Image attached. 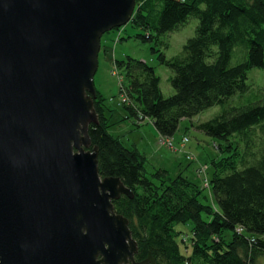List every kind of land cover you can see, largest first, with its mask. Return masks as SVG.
Listing matches in <instances>:
<instances>
[{"label":"trees","instance_id":"obj_1","mask_svg":"<svg viewBox=\"0 0 264 264\" xmlns=\"http://www.w3.org/2000/svg\"><path fill=\"white\" fill-rule=\"evenodd\" d=\"M192 19L194 35L179 54L167 58L151 49L171 73V95L162 93L160 77L146 62L126 57L115 66L129 118L149 121L159 138L170 140L186 120L218 141V156L206 163L217 211L206 203L205 188L181 174L172 178L163 168L148 173L144 154L109 134L97 91L91 148L97 149L99 175L120 179L133 194L112 203L129 222L135 261L151 255L155 264L264 262V89L248 84L250 71L264 72V0H135L126 26L142 31L133 36L143 43L167 48L164 36ZM125 27L113 31L120 30L119 40ZM214 106L220 108L215 116L194 121ZM176 224L191 225L188 241L177 238Z\"/></svg>","mask_w":264,"mask_h":264},{"label":"water","instance_id":"obj_2","mask_svg":"<svg viewBox=\"0 0 264 264\" xmlns=\"http://www.w3.org/2000/svg\"><path fill=\"white\" fill-rule=\"evenodd\" d=\"M134 11L135 0H0L4 260L21 250L55 264H155L135 261L129 222L112 203L133 194L99 175L88 135L101 38Z\"/></svg>","mask_w":264,"mask_h":264},{"label":"rangeland","instance_id":"obj_3","mask_svg":"<svg viewBox=\"0 0 264 264\" xmlns=\"http://www.w3.org/2000/svg\"><path fill=\"white\" fill-rule=\"evenodd\" d=\"M197 21L192 19L177 32H173L164 36L163 41L168 45L165 48L163 45L157 46L153 43L142 42L140 38L133 36L142 33L131 26L125 27V32L122 34V40H119V31L106 33L101 38V48L98 55V68L93 78L95 90L104 98V119L109 125L108 132L111 136L119 138L122 145L126 148H136L141 154L145 153L146 147L156 150L155 156L151 155V151L146 155V170L152 172L153 167L166 168L170 177L174 178L177 175H171L173 172L174 159H177V165L180 166L179 174L186 177L190 182L197 184L199 187L205 188L206 203L216 210V205L211 196L210 188L205 181L208 179L207 162L218 156V151L215 145L218 143L203 133L192 129L189 122L182 120L179 128L173 136V146L176 150L168 148L164 143L159 142L160 138L152 130L151 124L145 122L144 119L134 120L129 118L124 106L123 77L117 67L115 61L124 60L126 57H131L135 60L146 62L151 67L155 68L156 74L160 77V88L165 96L173 93L169 83L170 71L165 67L158 65L156 53L153 54L151 49L156 48L165 54L167 58L176 56L182 51L186 41L194 35ZM118 33V34H117ZM127 35V36H126ZM237 61V59H234ZM248 84L251 87L264 89V72L260 70H252L248 73ZM220 108L214 106L195 117L194 121H206L211 119L219 112ZM124 115H126L124 117ZM139 131V132H138ZM186 137L187 143L181 147L182 139ZM149 145H144L147 143ZM157 143L160 145V150L157 149ZM179 143V144H178ZM154 149V150H153ZM186 155L193 156V161L186 159ZM145 156V155H144ZM192 161V162H190ZM162 163V164H161ZM201 165V167L199 165ZM204 165V166H203ZM174 230L177 231V238H185L188 241L191 225L176 224ZM236 233H240L238 230ZM182 248L184 246L182 245ZM256 264H264L263 260Z\"/></svg>","mask_w":264,"mask_h":264},{"label":"flooded vegetation","instance_id":"obj_4","mask_svg":"<svg viewBox=\"0 0 264 264\" xmlns=\"http://www.w3.org/2000/svg\"><path fill=\"white\" fill-rule=\"evenodd\" d=\"M44 252V251H43ZM37 251L35 252H27L24 253V251L17 250V251H10L9 256L5 258L0 257V264H3L2 262L6 264H55V255L50 254H44V253H38L39 259L36 261ZM57 254V253H55ZM42 257V259H40ZM54 257V259H52ZM57 257V256H56Z\"/></svg>","mask_w":264,"mask_h":264},{"label":"crops","instance_id":"obj_5","mask_svg":"<svg viewBox=\"0 0 264 264\" xmlns=\"http://www.w3.org/2000/svg\"><path fill=\"white\" fill-rule=\"evenodd\" d=\"M127 115V114H126ZM126 115H124V117L126 116ZM133 122H134V118H133ZM152 126V125H151ZM152 130H153V132H155V134L157 135V137H156V142H157V138H158V134H157V132L154 130V127H152ZM139 132V131H138ZM144 145H149L148 144V142L147 143H144ZM160 145L157 143V145H156V147H157V149H161L160 147H159ZM145 150H146V152L145 153H143L144 155H145V158H147L146 157V155H147V153L148 152H150L151 151V155H153V156H155L156 155V153H154V152H157L156 150H154V152L152 151V148H149V147H146L145 148ZM146 164H147V161H146ZM162 164V163H161ZM171 165L173 166V170H171L173 173L171 174V175H177V174H179V171H180V166L179 165H177V159H174L173 160V163H171ZM163 168V167H162ZM163 169H166V168H163ZM153 170H155V167H153ZM180 173H181V171H180Z\"/></svg>","mask_w":264,"mask_h":264},{"label":"built area","instance_id":"obj_6","mask_svg":"<svg viewBox=\"0 0 264 264\" xmlns=\"http://www.w3.org/2000/svg\"><path fill=\"white\" fill-rule=\"evenodd\" d=\"M119 35H120V33H119ZM123 100H124V102L129 103L128 98L125 97V94H124ZM147 123H149V121H148ZM149 124H150V123H149ZM187 141H188L187 138L184 137V138L182 139L181 147H183L184 144L187 143ZM159 142L164 143V145H166L168 148H170V149H172V150H176V148L173 146V140H172V139L170 140V139H165V138H161V137H160ZM186 159H188V160H192V161H193L194 158H193V156H191V155H186ZM198 165H199V164H198ZM199 166L201 167V165H199ZM203 166H204V165H203ZM203 181H205V184L208 185V179H207V180H203Z\"/></svg>","mask_w":264,"mask_h":264}]
</instances>
